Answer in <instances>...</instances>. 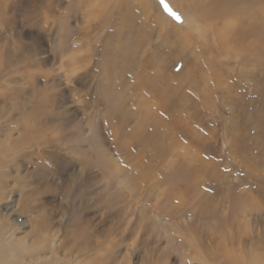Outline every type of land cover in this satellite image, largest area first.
Listing matches in <instances>:
<instances>
[{"label":"rangeland","instance_id":"374dc122","mask_svg":"<svg viewBox=\"0 0 264 264\" xmlns=\"http://www.w3.org/2000/svg\"><path fill=\"white\" fill-rule=\"evenodd\" d=\"M217 1L0 0V226L28 264L264 255V28L238 12L264 0Z\"/></svg>","mask_w":264,"mask_h":264},{"label":"bare ground","instance_id":"6f19581e","mask_svg":"<svg viewBox=\"0 0 264 264\" xmlns=\"http://www.w3.org/2000/svg\"><path fill=\"white\" fill-rule=\"evenodd\" d=\"M244 1H248V2H250V4L251 3H255V0H233V2H234L233 8H232V5L228 8V12H229L228 14L233 13L235 11L234 8L235 7L237 8V5H239V6L242 5V2H244ZM195 6L199 7V5H195ZM213 6H215L214 14H215L216 17L225 18V17L229 16L228 14H226L227 12L223 8H221V1H217L216 3H213ZM248 6H250V5L248 4ZM242 7H243V5H242ZM239 9H241V8H239ZM238 12L240 13V17L242 19L241 25L239 27L240 34L244 30H246V31L248 30V34L250 36L258 39L257 36H259V35L257 34L256 31H258L260 28H262V29L264 28V10L260 9V11H256V12L254 10V13H252V12L249 11V9L248 10L244 9V10H241V11L238 10ZM166 21H167V19H165V21H163L162 23H166ZM230 30H231V26H230V24H227L226 28H225V30L223 32L226 33V32H228ZM163 31L166 34L167 33L169 34V32L165 31L164 27L162 29V32ZM144 39H145V37H144ZM218 39L220 40V42L223 41V40H226V41L230 40L229 37L227 36V34L220 36ZM136 42H137V40H136ZM138 42H140V41H138ZM255 44L256 43H254V44L252 43V45H255ZM135 45H137V44H135ZM130 53H132V57H135L136 54H137V52H135V51L130 52ZM155 57L149 56L147 59H145L141 63V65L137 68L138 76L141 75L139 77H141V78L145 77V69L144 68L146 67V65L151 63L150 59H153ZM128 67H130V66H128ZM141 78H139V79H141ZM156 79H157V77H155V78L153 77L150 80V82H148V81L146 82L147 85L150 87V89H149L150 92L149 93H151L153 95H156V94H159V93H163L162 92L163 89L158 87L159 85H158V82L155 81ZM154 81H155V83H153ZM143 107H146V109H150L151 106L150 105H143ZM10 232H11V230H10L9 226H4V227L0 226V264H28L26 259L33 260L32 257H34V255H36V253L39 251L40 247L38 245H34L33 247L30 246V247L26 248V246L24 244L15 242L13 239H11L13 237L12 235H14V234L11 235ZM234 253L235 252H233V251L232 252L228 251L227 254L220 255V253H217V252H213L212 253L211 252L213 257H215V258H212V260L216 264H260V263H264V255L257 254L253 250H250L249 252H247V251H245L243 249V255H241L242 258L236 256ZM34 260L35 261L34 262L32 261L31 264H69V263L63 261L61 258L58 259V258H55V257L52 260H50V261H46V260L37 261V259H34ZM199 262L204 264V260L203 259H200ZM212 264H214V263H212Z\"/></svg>","mask_w":264,"mask_h":264},{"label":"snow or ice","instance_id":"6c2138e0","mask_svg":"<svg viewBox=\"0 0 264 264\" xmlns=\"http://www.w3.org/2000/svg\"><path fill=\"white\" fill-rule=\"evenodd\" d=\"M165 7L167 8V6ZM168 11L170 15H172L175 19L179 20V17L174 12H172L170 9H168Z\"/></svg>","mask_w":264,"mask_h":264}]
</instances>
